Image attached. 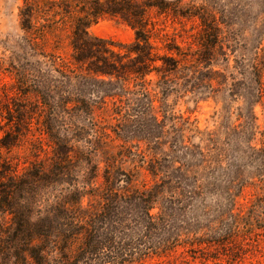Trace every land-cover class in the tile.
<instances>
[{
	"label": "trees",
	"instance_id": "obj_1",
	"mask_svg": "<svg viewBox=\"0 0 264 264\" xmlns=\"http://www.w3.org/2000/svg\"><path fill=\"white\" fill-rule=\"evenodd\" d=\"M240 12L249 30L196 14L198 50L163 46L160 55L135 0H23L20 30L32 61L15 69V86L40 107L37 123L54 160L46 172L23 175L7 158L0 167V212L8 218L0 224V264L170 262L180 248L192 259L224 256L233 264L261 250L264 195L247 211L238 208L246 189L264 187V130L254 113L263 97L264 0ZM104 17L126 23L133 42L91 36L88 28ZM202 91L222 106L213 129L168 104L173 95ZM239 101L232 119L230 105ZM108 103L114 128L104 125L93 141L83 140L82 115L95 119ZM10 121L16 134L4 139L6 150L32 124L20 110ZM137 124L147 131L137 138L146 147L121 145L124 130ZM80 162L89 178L64 181L46 206L37 185H62L65 170Z\"/></svg>",
	"mask_w": 264,
	"mask_h": 264
},
{
	"label": "rangeland",
	"instance_id": "obj_2",
	"mask_svg": "<svg viewBox=\"0 0 264 264\" xmlns=\"http://www.w3.org/2000/svg\"><path fill=\"white\" fill-rule=\"evenodd\" d=\"M256 0H135L136 7L145 15L148 22V31L151 35V42L156 47L158 54H165L163 46L172 48H181L184 52H196L198 47V35L201 32L202 26L198 15L204 14L207 18L217 20L218 22H229L235 29L249 30L252 25L244 21L241 17L240 6L246 2L255 4ZM23 0H0V167L7 158L14 170H18L20 174H25L27 169L48 171L53 162L52 148L49 146V137L43 133L41 124L37 123L39 115L42 116L40 107L37 106L35 98L24 97L18 93L15 86V69L20 65H25L29 68L31 63L30 51L25 41V35L20 30L19 8ZM155 4L161 6L149 7ZM173 8V11H171ZM256 8V7H254ZM257 11H254V14ZM183 14V15H181ZM195 14V16L193 15ZM253 16V14H251ZM251 19V18H248ZM88 32L93 37H98L104 40L115 43L129 44L133 42L134 32L124 22L104 17L97 23L92 24L88 28ZM62 46L66 48V40L62 38ZM264 50V37L262 41ZM63 52V51H62ZM154 79V78H153ZM263 97L261 102L255 106L254 113L258 119V124L264 130V74L262 77ZM155 86L153 85L152 88ZM176 95L170 97L168 104H174V111L183 117H190L191 120L196 119L201 128L213 129L215 127V113L221 110V104H216L212 99H206L205 91L201 94H187L176 98ZM94 100V98L92 99ZM93 101L92 105H96ZM97 106V105H96ZM160 103L156 99L153 107L159 108ZM114 106L108 103L105 110H95L97 118H92L89 115L83 114L80 121V129H82V139H93L103 132V126H111L114 128V120L111 116V108ZM138 108L135 104L132 106ZM231 118L234 119L238 110L242 108V102L232 103ZM140 108H138L139 110ZM236 109V110H235ZM20 110L24 116L32 118L30 129L21 128V136L17 139V147H12L11 150H6L2 146L4 139L7 136H14V126L11 119H15L17 111ZM95 113V115H96ZM136 114V113H134ZM139 120V119H138ZM108 123V124H107ZM111 123V124H110ZM139 123H142L141 121ZM126 128L123 133L127 142L121 144L129 149L136 150L137 147L145 148V141H138L137 138L145 135L144 127L141 125H131ZM109 130V129H108ZM123 131V132H124ZM110 135L113 136L111 131ZM153 133V132H152ZM89 134V136L87 135ZM8 142V141H7ZM120 143V142H119ZM114 142L115 145L119 144ZM42 167V169H40ZM66 168L67 165H62ZM104 164L99 166V174L102 173ZM31 172H33L31 170ZM91 174L90 167L85 163H75L71 170H65L62 175V185H44L38 184V187L44 192L43 202L48 205V201L53 199V196L66 187L65 182L71 184H81ZM101 178V177H100ZM74 182V183H73ZM2 184V180H0ZM264 195V187H252L244 191L243 196L239 199V210L247 211L249 204L256 195ZM87 199L84 201V205ZM8 218L0 212V224H5ZM259 234L264 235V231L258 230ZM264 238V236L262 237ZM193 253L183 252V249H178L174 256V260L166 261L164 257H153L146 260L142 264H230L227 258L219 256L218 259L202 260L200 258L192 259L190 256ZM233 264H264V243L261 244V250L247 253L245 258Z\"/></svg>",
	"mask_w": 264,
	"mask_h": 264
}]
</instances>
